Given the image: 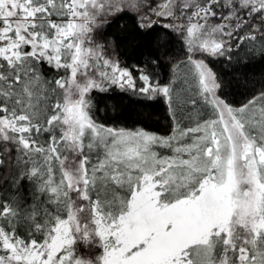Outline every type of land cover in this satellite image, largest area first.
<instances>
[{
    "label": "snow or ice",
    "instance_id": "6c2138e0",
    "mask_svg": "<svg viewBox=\"0 0 264 264\" xmlns=\"http://www.w3.org/2000/svg\"><path fill=\"white\" fill-rule=\"evenodd\" d=\"M0 264H264V0H0Z\"/></svg>",
    "mask_w": 264,
    "mask_h": 264
},
{
    "label": "trees",
    "instance_id": "16d2710c",
    "mask_svg": "<svg viewBox=\"0 0 264 264\" xmlns=\"http://www.w3.org/2000/svg\"><path fill=\"white\" fill-rule=\"evenodd\" d=\"M129 62L132 63L134 61H129ZM257 68H259V65H257ZM135 101H136V98L130 97V96H122V97H119L117 100H113L107 97H101L100 104H99V108H100L99 114L102 117L113 116L115 115V113H113L112 108L115 104H119L120 119L127 121L129 126H131L133 122L142 118L141 117V106L138 105ZM158 108L159 106H154V110ZM145 122L147 124H151L153 127L157 126V122L155 119L145 118ZM160 123H163V120H161Z\"/></svg>",
    "mask_w": 264,
    "mask_h": 264
}]
</instances>
